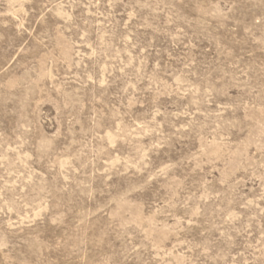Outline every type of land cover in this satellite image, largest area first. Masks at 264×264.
Listing matches in <instances>:
<instances>
[{
    "label": "rangeland",
    "instance_id": "rangeland-1",
    "mask_svg": "<svg viewBox=\"0 0 264 264\" xmlns=\"http://www.w3.org/2000/svg\"><path fill=\"white\" fill-rule=\"evenodd\" d=\"M0 264H264V0H0Z\"/></svg>",
    "mask_w": 264,
    "mask_h": 264
}]
</instances>
